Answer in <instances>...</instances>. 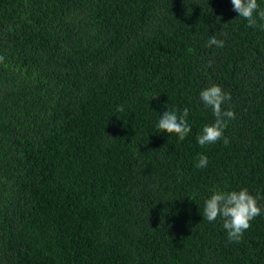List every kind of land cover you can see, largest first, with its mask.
Segmentation results:
<instances>
[{
	"label": "trees",
	"instance_id": "trees-1",
	"mask_svg": "<svg viewBox=\"0 0 264 264\" xmlns=\"http://www.w3.org/2000/svg\"><path fill=\"white\" fill-rule=\"evenodd\" d=\"M237 15L231 0H0V264H264V29ZM213 84L235 119L227 145L202 147ZM185 108L183 140L157 132ZM242 188L261 214L230 242L204 201Z\"/></svg>",
	"mask_w": 264,
	"mask_h": 264
},
{
	"label": "clouds",
	"instance_id": "clouds-1",
	"mask_svg": "<svg viewBox=\"0 0 264 264\" xmlns=\"http://www.w3.org/2000/svg\"><path fill=\"white\" fill-rule=\"evenodd\" d=\"M231 5L238 14L237 16L245 19L249 27L264 29V8L259 7L257 0H231ZM257 20L261 23L258 24ZM213 45L223 47L224 41L211 36L205 46L211 47ZM2 60L3 57H0V61ZM208 66H212L211 61H209ZM199 96L203 105L211 109L215 121L210 125L206 124L203 126L201 133L196 138L197 143L203 147L206 144L216 143L223 138L224 144L227 145L229 139L224 136V128L227 120L235 119V112L231 108L222 109V105L230 101V93L213 84L202 89ZM116 110L119 112L124 111L122 106H117ZM188 113L189 110L187 108L180 115L175 111H165L158 120L157 132L174 133L179 140H183L191 130L187 123ZM206 166L207 158L201 154L196 167L203 168ZM260 214L261 207L257 203V197L250 194L246 188H242L238 191L213 192L204 201L202 217L209 222H214L217 218H220L228 240L238 243L242 239L244 232L251 226V221Z\"/></svg>",
	"mask_w": 264,
	"mask_h": 264
}]
</instances>
